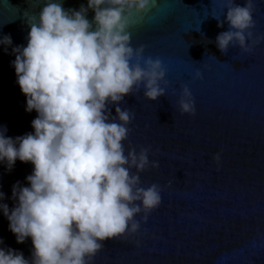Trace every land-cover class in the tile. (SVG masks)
<instances>
[{
	"label": "water",
	"instance_id": "95a60500",
	"mask_svg": "<svg viewBox=\"0 0 264 264\" xmlns=\"http://www.w3.org/2000/svg\"><path fill=\"white\" fill-rule=\"evenodd\" d=\"M43 3L0 0V36L9 33L13 45H26L25 15L38 17ZM62 3L78 9L87 0ZM255 4L253 38L264 34V0ZM225 14L226 0H151L131 15L132 45L144 44L145 56L161 59L168 84L161 85L165 94L155 101L144 97L141 87L120 102L135 114L123 143L125 151L129 145L137 151L151 146L149 160L159 161V167L146 168L140 181L143 187L161 186V203L146 221L142 212L136 215L140 228L128 242L105 240L95 264H264V40L251 52L237 45L221 52L215 37L228 28L227 22L217 26ZM93 15L89 9L87 17ZM13 59L0 45V126L11 137L34 131L37 115L25 111ZM184 84L194 114L179 110ZM217 152L219 165L212 158ZM32 169L31 162L19 159L10 172L0 164V190L9 208L13 183L27 185ZM8 223L0 212V246L30 258L31 238L17 243Z\"/></svg>",
	"mask_w": 264,
	"mask_h": 264
},
{
	"label": "clouds",
	"instance_id": "9594fccd",
	"mask_svg": "<svg viewBox=\"0 0 264 264\" xmlns=\"http://www.w3.org/2000/svg\"><path fill=\"white\" fill-rule=\"evenodd\" d=\"M150 2L87 0L78 9H66L62 0H44L38 17L25 15L26 45H13L9 33L0 36L3 51L15 56L10 65L26 98L25 111L37 113L34 131L11 137L0 126L5 172L17 159L33 165L27 185L13 183L7 197L11 208L0 190V212L17 243L31 238L30 258L5 245L0 264H93L105 240L136 233V215L142 212L140 219L146 221L160 205L161 186L143 187L139 175L149 166L159 167V161L149 160L150 145L139 151L129 145L125 151L135 114L120 106L141 87L143 96L155 101L165 94L161 85L168 84L161 59L145 56L144 44L131 43L130 17ZM255 8V0L243 5L226 0L224 20L217 19V26L227 22L228 28L215 37L221 52L230 45L251 52L264 40V34L253 38ZM181 87L179 110L194 114L192 93L187 84ZM212 158L219 165L220 153Z\"/></svg>",
	"mask_w": 264,
	"mask_h": 264
},
{
	"label": "snow or ice",
	"instance_id": "6c2138e0",
	"mask_svg": "<svg viewBox=\"0 0 264 264\" xmlns=\"http://www.w3.org/2000/svg\"><path fill=\"white\" fill-rule=\"evenodd\" d=\"M169 183H171V182H169ZM129 237H130V234L125 235V236H118V237L112 238L111 240L115 241V242L126 243L129 241ZM104 247H105V244H104ZM93 264H95L94 258H93Z\"/></svg>",
	"mask_w": 264,
	"mask_h": 264
}]
</instances>
